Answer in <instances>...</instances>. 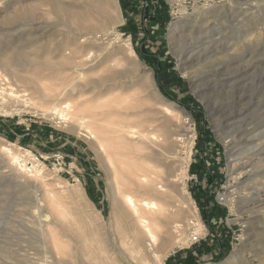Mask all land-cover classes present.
<instances>
[{
	"label": "rangeland",
	"instance_id": "obj_1",
	"mask_svg": "<svg viewBox=\"0 0 264 264\" xmlns=\"http://www.w3.org/2000/svg\"><path fill=\"white\" fill-rule=\"evenodd\" d=\"M39 1L0 0V34H11L10 37L8 35L6 37L9 40L18 38L17 46L20 45L19 43H22V46L27 45L34 37L36 46L51 45L50 51L53 52L57 46V42L54 41L55 35L64 39L68 37L71 40L74 36L67 34L68 29L65 26L64 28L62 25H57L59 20L51 13L48 1ZM133 1L130 14L127 15L118 0L120 11L116 10V14L120 15L119 18L123 19V23L117 27V34L100 33V40L86 44L83 50V54L93 53L94 57L96 56V59L92 57L95 60L92 59L85 70L87 76L83 80L84 84L90 80L98 81L107 67H112L116 71L121 68L118 72L122 74L102 88L98 87L99 89L92 91L90 86L85 92L88 97L98 90V93L105 94L110 87H117L116 90L125 92L127 96L133 91L138 92L137 95L133 92L134 94L130 96L133 97V101L138 102H132L133 110H130L134 124L150 122V127L152 126L153 131L155 129L157 135H161L162 138L166 135L164 138L169 139L166 140L167 145L151 147L155 150L153 151L155 156L151 157V165L156 167L151 168L157 173L158 179L161 178L158 180L159 183L164 184L165 189L168 191L170 189L169 192L176 196L171 202L174 211L178 210L180 204L181 207L186 208L191 219H194L196 213L193 207H196L204 227L202 234L194 241L188 242L184 234L179 246L171 243L169 247L171 252L169 251L168 257L163 258L161 262H157L152 255L148 257V262L150 264H224L235 254L236 257L245 255L249 264H260L264 261V225L259 214V210L264 211V136L257 134L264 126V0H164L168 6L169 17L166 26L152 25L150 19L152 12H146L148 5L146 0ZM149 1L150 5H156L155 0ZM63 2L72 3L70 0ZM82 3L84 1H81ZM18 7H35L34 11L37 15L22 17L18 20L19 26L14 25L12 24L14 20L12 22L10 20ZM181 10L184 12L181 13ZM40 13L47 14L42 16ZM131 21L137 25L133 34L122 30ZM41 27H45V31L38 29ZM189 29L196 33L195 36L199 38L197 42H211L212 45L220 46L218 54L208 62L207 70L213 71L212 74L209 73L205 79L201 78L196 83L193 82L194 75L191 70L187 69L189 65H185L184 58L182 59L180 52L175 49L179 43L177 37L188 32ZM42 32L46 33L41 36ZM83 33H78V36H82ZM173 35L176 37L174 40H172ZM112 40L115 43L111 42ZM129 44L139 61L153 71L156 90L147 88L141 78V66L132 55ZM35 45L27 47V51H31L36 47ZM104 48L106 51L102 50ZM93 51H96V54ZM229 52H233L231 56ZM101 58L106 60L107 63L104 64L105 66L108 64L106 67L102 64ZM244 64L247 68L242 72ZM48 72L46 71L44 75H49ZM67 73L70 74L71 71L67 70L64 74L68 77L66 78L68 81L71 74ZM96 73L98 76H95ZM33 80L37 81L34 77ZM146 90H149V93ZM164 109L172 113L169 111V114ZM150 119H154V123ZM160 119L163 122H160ZM58 121L36 116L30 111L13 117L0 114V144L10 145L14 152L26 156L29 170L33 166H39L44 171L43 177L38 181L31 178L33 186H25L8 177L5 173L7 168L0 164V264H54V262L55 264L57 262L59 264H140L141 260L138 259L141 255L134 254L133 257V254L124 247L123 250L114 232L115 219L112 216L115 206L112 201H114L115 183L112 181L111 168L108 167L109 164L101 149L96 146L91 132L87 129L75 130L70 125ZM155 126H158L160 133ZM161 127L168 130H162ZM225 140H230L228 148L224 145ZM159 150H161L160 154ZM255 151L260 156L256 158L257 160L248 161L247 155L255 154ZM231 155L232 158L242 159L235 175H230ZM258 159H262V164ZM243 162H249L250 167L245 170L240 169L241 164L244 165ZM21 165L23 164L18 167ZM254 165L260 166L259 170L253 169ZM163 177L166 179L165 182L162 181ZM233 177L239 179L240 184H237L239 188H235L239 195L230 202L226 199V193L227 187L235 184ZM44 193L50 196V201L54 198V206L47 207V203L43 201ZM49 208L54 215L49 212ZM188 213L185 215L188 216ZM46 215H51L47 222H50L51 228L57 231L59 249L52 246L50 251L49 244L47 247L41 244L43 242H40L41 239L36 232L39 229L37 224L45 221ZM185 215L183 218L186 217ZM245 221H250L249 225H244ZM113 257L118 258L117 261Z\"/></svg>",
	"mask_w": 264,
	"mask_h": 264
},
{
	"label": "bare ground",
	"instance_id": "obj_2",
	"mask_svg": "<svg viewBox=\"0 0 264 264\" xmlns=\"http://www.w3.org/2000/svg\"><path fill=\"white\" fill-rule=\"evenodd\" d=\"M35 1H39V0H35ZM47 1L50 5L51 13L53 15H55L56 19L59 20V23H57V25L59 24V25H62L63 27L65 26L68 29V31H66L67 34H72L74 36V38L72 40L69 39L68 37L64 39V38H61L59 35H55L54 41L57 42V46H56V49L52 52V51H50L51 45H50V47H48L45 44L40 45V46H36L35 45L36 41H34V37H33V40L28 41L27 45L22 46L21 45L22 43H19L20 45L17 46L16 43L18 42L17 41L18 38L15 37V38H11L9 40L6 37H8V36L10 37L11 34H9V35L7 34L8 36L6 34H2V33L0 34V39H1V44H2L0 46V114L3 116L13 117V116L21 115L23 112L30 111V112L34 113L36 116L44 117L46 119L48 118L49 120H51V119L59 120L58 122L68 124V126L70 125L71 128H73L75 130L87 129L88 132L90 131L91 132L90 134L92 135V139L97 144L96 146H98L101 149L103 156L106 158V160L108 162L107 164H109L108 167L110 166V168H111V172L109 171L110 176L113 179L112 181L115 183L114 184L115 185V189H114L115 195L113 198L114 201H112V202H114L115 209L112 208L113 209V216L112 217H114V219H115V231L114 232L116 233V236L118 237V242L120 243V246H122L123 250L125 248V250H127L128 252L133 254V257H134V254L135 255L136 254L141 255L140 259H138V260H141L140 264H150L148 262V257L150 255H152L154 257V259L157 260V262H161V260L163 258L168 257V254L170 251L169 247H170L171 243L178 245L183 240L182 238H184V234H186L185 238H187L188 242L194 241L196 237L198 238L200 236V234H202L204 227L200 221V217H199L198 210L196 207H193V209L196 213L194 219H191L190 214L188 212H186V210H185L186 208L184 209V207H181L179 203H178L179 204L178 210L174 211V206L171 204V202L173 200H175L176 196L172 192H169L170 189H169V191H168V189H165L164 184L159 183L158 180H160L161 178L158 179V177L156 176L157 173H155V171L152 170L151 167L153 165H151V163H152L151 157L155 156L154 152H153L155 150H152L153 148H151V147H161V145L165 144L166 140L169 141V139L164 138L166 135L163 138L161 137V135H157L156 132H154L155 129L153 131L152 126L150 127V124H151L150 122H149L150 124L149 123L146 124V123H142L141 122L142 120H141V121H139L141 123H137L136 125L134 124V122L131 118L132 115L130 114V110L133 108L132 102H134L135 100L133 101V99H132L133 97L131 98L130 96L132 94H134L135 92L133 91L134 93L132 92V94L130 93L131 95L129 94L130 96H127V95H125L126 94L125 92H122V91L119 92V90H116L117 87L107 88L108 91L105 94L103 92L98 93L99 90L97 91V93L95 91V94L93 95V93H91L92 96H89V97L87 96V94L85 92V89L87 87H90V86H91L90 88L92 89V91H94L98 87L102 88L107 83H111L112 80H115V77L120 76L122 74L121 72H118V70H121V68L120 69L118 68L120 66L117 67L118 68L117 71H116V69H112V67L105 68L108 64H106V66H105L104 64L107 62H106V60H103L101 58L102 60L101 59L100 60L102 61V64L105 66V67H103V68H105V70L103 69L104 71L102 73V77L98 81H93V80L91 81L90 80V82H88L86 84L83 83V80L87 76L86 75L87 73H85L87 66L90 64V62H92L93 58L96 59V56L94 57L93 53L83 54V50L85 49V45L88 43H95V41L98 42L101 38L100 33L107 34V32H109V33L114 34V35L117 34V27L123 23V19L120 20V18H119L120 15L118 13L116 14V10L120 11V5L118 3V0H70L72 3H65V2H63V0L62 1H60V0H47ZM81 1H84V3L81 4ZM44 4L46 6L45 1H44ZM28 5H30V4H28ZM38 6H39V4H38ZM34 9H35V7H23V8L18 7V8H16L14 15H12L13 18L10 21L12 22V20H14L12 24L17 25L19 23L18 20L22 19V17L36 16L37 13H35ZM228 9L230 10V7ZM38 11L40 12V10H38ZM180 12L183 13L184 10H181ZM203 12H205V11H203ZM45 14H47V13H45ZM9 15H11V14H9ZM44 15H42V16H44ZM231 17H233V16L231 15ZM181 18H183V17H181ZM7 20H8V18H7ZM24 20H26V19H24ZM212 20H210V21H212ZM179 21H180V19H179ZM11 22H10V24H11ZM187 22H188V20H187ZM230 22H232V21H230ZM175 24H173V25L175 26ZM17 26H19V24ZM187 27H188V25H187ZM38 29L41 31H45L46 28L41 27ZM244 29H246V28H244ZM209 31H210V29H209ZM82 32H84L83 35L78 36V33H82ZM45 33L46 32H44V33L42 32L41 36L44 35ZM14 34H15V32H14ZM195 34L192 30L189 29L188 32H184L179 37H177V41L179 43L177 46H175L176 51L180 52V54L182 55V59L184 58L185 65H189L187 69L191 70V73L194 75V77H193L194 83L201 80V78L205 79L209 73L213 72L211 70H207V68H209L208 62H211L210 61L211 58L213 56L217 55L218 54L217 52L220 51V48H219L220 46H216L215 44L212 45L213 43L211 44V42L210 43L197 42V40H199V38L196 37ZM211 35H213V34H211ZM12 37H13V35H12ZM119 38H120V36H119ZM174 38H176V37H174V35H173L172 40H174ZM50 39L52 40V38H50ZM113 40L111 42H113ZM233 40H235V39H233ZM221 41H222V39H221ZM42 43H43V41H42ZM113 43H115V42H113ZM49 44H51V43H49ZM53 44H55V43L53 42ZM34 45L36 46L35 48H33L31 51H27V49H26L27 47L34 46ZM129 46H130V50H131L132 55L134 57H136V59L139 61L134 49L131 47V44H129ZM102 50L106 51L105 48ZM109 51H110V49H109ZM109 51H108V53H109ZM94 53L96 54V51ZM221 53H223V52H221ZM232 53H230V55L228 53L227 54L229 56H231ZM54 54H56V55H54ZM99 57H100V55H99ZM237 57H238V55H237ZM253 58H254V56H253ZM95 59H93V60H95ZM113 59H115V58H113ZM121 60H122V58H121ZM111 61H113V60L111 59ZM116 61L118 62V60H116ZM119 61H120V59H119ZM233 62H235V61H233ZM240 62H242V61H240ZM114 63H115V61H114ZM139 65L141 66L140 67L141 68V78L143 79V81L147 85V88H149V89L153 88L156 90L157 87H156V83L154 82L155 80H154V76H153V74H154L153 71H151V69H149L145 64H143L140 61H139ZM140 68H139V70H140ZM246 68H247V66H245V64H244V66L242 67V72H244V70H246ZM67 70L71 71V73H70L71 75L69 73H67L68 75H70V78L68 79V81L66 80V78H68V77L64 76V74L67 72ZM219 70H217V71H219ZM46 71H49L50 74L44 75V73ZM123 71H125V69ZM215 71H214V73H216ZM97 72H99V71H97ZM101 72L102 71L100 70V74H101ZM95 76H98L97 73L95 74ZM33 77L36 78L37 81L36 80L32 81ZM229 77H232V76H229ZM129 87H131V86H129ZM140 89H143V88H140ZM103 90H105V89H103ZM86 91H87V89H86ZM135 91H136V89H135ZM147 92L149 93V90ZM153 92L155 94H157L156 91H153ZM128 93H129V91H128ZM137 93H135V94L137 95ZM136 95H134L135 98H136ZM146 97H147V95H146ZM147 98H145V99H147ZM145 101L147 102V100H145ZM160 101H163V100H160ZM136 103H138V102H136ZM165 111H167V110H165ZM169 111H167V112L169 113ZM172 111H173V108H172ZM135 113L136 112H133V114H135ZM140 113H142V112H140ZM170 113H172V112L170 111ZM136 115H138V114H136ZM142 116H144V113ZM140 118L142 119L141 115H140ZM148 119H149V117H148ZM138 120H139V118H138ZM150 120H151V122H153L154 119L153 120L150 119ZM156 120L159 121V119H156ZM136 121H137V119H136ZM155 122H157V121H155ZM160 122H163L162 119H160ZM171 122L172 121H170V119H169V123H171ZM176 123L177 122H175V124ZM155 125H157V124H155ZM158 126L160 127V125H158ZM158 126H155L156 129H158L157 128ZM262 128H263V130L261 129L262 131L260 133L257 132L258 133L257 135L261 136V137L264 136V126ZM164 129H167V128H162V130H164ZM240 130H242V127H240ZM246 130H248V129H246ZM158 132L160 133V130ZM239 133H240V131H239ZM165 134H166V132H165ZM167 134H168V132H167ZM162 135H164V134H162ZM169 135H171V134H169ZM257 135H255V137ZM172 139H174V137H172ZM175 139H176V136H175ZM230 140L224 141V145L226 147L229 145ZM193 143H194V141H193ZM170 144H171V142H170ZM165 145H167V144H165ZM252 146H253V144H252ZM261 147H263V145ZM92 148H94V147H92ZM157 149H159V148H157ZM170 149H172V148H170ZM101 151H99V152H101ZM160 151L161 150H159V154H160ZM191 153H192V151H191ZM254 153L255 154L251 153L250 156L247 155L246 159L250 162H252L253 159L257 160L256 158L259 157L260 154L257 153L256 151ZM168 155H170V154H168ZM157 158H158V153H157ZM164 158L166 159V157H164ZM231 158H232V155H231ZM154 159H156V157H154ZM182 160H184V159H182ZM241 160H242L241 158H235V157L230 159V161H229L230 175H235L234 173L238 171V167H240V161ZM261 160H259V163L262 162ZM26 162H27L26 156H23V155L21 156L20 154L14 152L13 148L10 145L0 144V164H2V167L4 166V168H7V170L5 169L6 175L8 177L14 178L15 180H17V182L21 183L22 185L33 186V180L31 178H35L38 181L39 178L43 177L44 171H43V168H41L39 166L38 167L33 166L32 169L29 170V168L26 165ZM263 162H264V159H263ZM21 163L24 166L21 165L20 167H18V165H20ZM156 163H157V161H156ZM257 164L258 163H256V165ZM241 165L242 166L240 169H243V170L248 169L250 167L249 162H245L244 165L243 164H241ZM256 165L253 166V169L255 168V170H259L260 166L256 167ZM154 168H156V167H154ZM161 168H164V167H161ZM108 170H110V169H108ZM165 173H166V170H165ZM161 175L163 176V174H161ZM254 175H253V177H254ZM159 177H161V176L159 175ZM163 178H164V180H162V181L165 182L166 179H165V177H163ZM41 180H40V182H41ZM233 180L235 181V184L234 185L230 184L227 187L228 191L226 193V199L230 200V202H231V200H234L236 198L235 197L236 195H239V192L235 189L236 187H238L237 184H240L238 181L239 179H237L236 177H233ZM253 183H251V184H253ZM166 185H167V183H166ZM44 194L45 195H44L43 201L47 203V207L54 206L55 205L53 202L54 198L52 199V201H50V196L47 193H44ZM57 194H55V195H57ZM251 195L250 196L248 195V196L251 197ZM260 197H258V199H260ZM59 199L61 200L60 197H59ZM40 201H38V203ZM46 203H44V204H46ZM250 203H251V201H250ZM44 204L42 206H44ZM61 206H63V204ZM186 207L189 208L188 206H186ZM256 208H257V206H256ZM40 209H43V208H40ZM57 211H58V208H57ZM49 212H51L54 215V212L50 208H49ZM64 212L66 213V211H63V213ZM67 212H69V210ZM59 213H60V211H59ZM187 213L189 214L188 216L185 215ZM259 214L263 220L262 224L264 225V211L259 210ZM184 215L186 217L183 218ZM50 216L51 215H49V216L46 215V217L44 219L45 221L40 222L39 225L37 224V226H39V229L36 232H38V234H39L38 237H39V239H41L40 242H43L41 244L46 245V247L49 244V249L52 248V246H53V248L59 249L60 243H59V239L57 237V231H56V229L54 230L53 228H51L50 222H47L48 220H50ZM61 216H62V214H61ZM189 216H190V218H188ZM182 219L187 220V221H184ZM110 222H111V220H110ZM249 222L245 221L244 225L247 226V224ZM53 225H55V224H53ZM100 243L98 242V244H100ZM41 246H43V245H41ZM102 246H105V245H102ZM44 250H45V248H44ZM50 251H51V249H50ZM103 251L105 252L106 250H103ZM124 252H126V251H124ZM128 252H126V253H128ZM105 253H107V252H105ZM46 254L47 253H45V255ZM53 254H54V251H53ZM106 255H104V257ZM110 256H111V254H110ZM244 256L240 255L239 257H236L235 254H233L224 264H230V263L231 264H249L248 260H246V258ZM46 257H48V254ZM92 257H93V255H92ZM106 257H108V256H106ZM122 257H124V256H122ZM130 257H131V255H130ZM133 257H132V259H133ZM58 258H60V257H58ZM51 259H53V258H51ZM113 259H114V257H113ZM116 259H118V258H116ZM116 259H114V260H116ZM47 260H48V258H47ZM60 261H62V259ZM261 261H263V260H261ZM125 262H127V259L125 260ZM263 262H261L260 264H264ZM128 263H129V261H128ZM44 264H49V263H44ZM54 264H55V262H54ZM56 264H59V263L57 262Z\"/></svg>",
	"mask_w": 264,
	"mask_h": 264
},
{
	"label": "trees",
	"instance_id": "obj_3",
	"mask_svg": "<svg viewBox=\"0 0 264 264\" xmlns=\"http://www.w3.org/2000/svg\"><path fill=\"white\" fill-rule=\"evenodd\" d=\"M147 1V8L146 12H152V15L150 17L152 25H160V26H166V24L169 21L168 17V6L165 4L164 0H155L156 5H150V1ZM122 7L124 8V11L127 12V15L130 14V9L133 6L134 3L133 0H120ZM137 27L136 23H130L127 24L124 28H122L123 31H127L130 34L134 33V29Z\"/></svg>",
	"mask_w": 264,
	"mask_h": 264
}]
</instances>
